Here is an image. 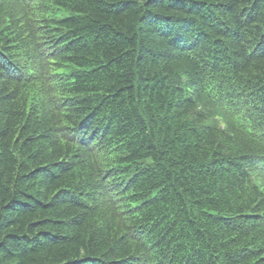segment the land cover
I'll return each mask as SVG.
<instances>
[{
	"label": "trees",
	"instance_id": "obj_1",
	"mask_svg": "<svg viewBox=\"0 0 264 264\" xmlns=\"http://www.w3.org/2000/svg\"><path fill=\"white\" fill-rule=\"evenodd\" d=\"M0 264H264V0H0Z\"/></svg>",
	"mask_w": 264,
	"mask_h": 264
},
{
	"label": "rangeland",
	"instance_id": "obj_2",
	"mask_svg": "<svg viewBox=\"0 0 264 264\" xmlns=\"http://www.w3.org/2000/svg\"><path fill=\"white\" fill-rule=\"evenodd\" d=\"M62 70H58V72H61Z\"/></svg>",
	"mask_w": 264,
	"mask_h": 264
},
{
	"label": "bare ground",
	"instance_id": "obj_3",
	"mask_svg": "<svg viewBox=\"0 0 264 264\" xmlns=\"http://www.w3.org/2000/svg\"><path fill=\"white\" fill-rule=\"evenodd\" d=\"M105 132V131H104ZM81 204V203H80ZM82 206V205H81ZM190 231V230H189ZM173 255V254H172Z\"/></svg>",
	"mask_w": 264,
	"mask_h": 264
}]
</instances>
